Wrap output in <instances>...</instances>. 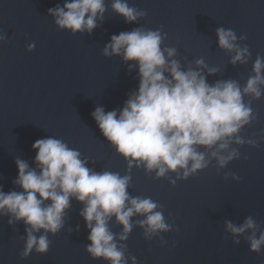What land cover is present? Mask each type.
Segmentation results:
<instances>
[{
	"label": "water",
	"instance_id": "water-1",
	"mask_svg": "<svg viewBox=\"0 0 264 264\" xmlns=\"http://www.w3.org/2000/svg\"><path fill=\"white\" fill-rule=\"evenodd\" d=\"M66 2L0 0V189L21 192L14 182L16 160L39 171L33 143L58 139L78 151L91 171L130 177L129 197L151 199L154 211L162 213L167 230L148 232L140 223L146 217L136 214L124 240L123 225L111 217L108 228L123 252L122 264H264V245L253 252L249 239L264 233V84L258 85L259 98L243 96L252 110L249 123L219 153L235 150L237 156L221 167L211 155L215 146L199 147L207 166L187 177L182 169L157 176L143 163L130 166L92 116L97 107L119 112L138 90L137 64L122 54L104 55L113 35L134 29L159 31L161 50L175 49L172 57L164 53L166 61H177L182 71H199L209 85L232 80L243 89L255 75L256 59L264 61V0H122L141 13L132 22L113 9L115 0H104L105 11L91 32L56 24L49 9ZM218 28L234 32L236 45L247 49L244 62L231 63L236 53L219 47ZM200 60L203 65L196 63ZM237 136L242 143L235 142ZM84 207L70 197L56 233H32L47 237V251L33 246L26 255L31 226L0 211V264H111L87 251ZM249 217L255 229L236 235L226 227L227 222L241 226Z\"/></svg>",
	"mask_w": 264,
	"mask_h": 264
},
{
	"label": "clouds",
	"instance_id": "clouds-1",
	"mask_svg": "<svg viewBox=\"0 0 264 264\" xmlns=\"http://www.w3.org/2000/svg\"><path fill=\"white\" fill-rule=\"evenodd\" d=\"M113 9L123 15L127 22L137 19L141 13L128 7L122 0H115ZM105 11L104 0H70L63 8L57 6L49 12L57 17L56 24L72 32L96 27L98 14ZM218 45L229 52L235 51L231 63L244 62L247 49H240L233 31L217 29ZM162 37L159 31L134 29L113 35L104 48V55H123L125 61L135 62L139 69L138 90L126 101L125 106L105 112L97 107L92 113L102 135L118 153L132 162L143 163L147 170H157V176L167 171L184 170V176L205 168V154L199 147L211 152L223 167L237 153L227 150L232 137L247 123L252 110L243 102L245 94L261 96L258 85L264 84V61L257 58L253 65L254 76L241 89L232 80L218 81L213 85L199 71H182L180 64L168 57L175 49L161 50ZM203 65V61H197ZM215 72V69L210 70ZM165 73L168 75L166 76ZM236 143H242L237 136ZM35 163L39 171L30 169L23 160H16L18 169L14 181L21 192H3L0 189V211L7 210L17 220L30 225L25 255L33 246L45 253L49 241L45 235L37 239L32 233L40 229L56 233L63 224L70 197L85 204L81 215L90 229L87 251L92 257H103L111 264H122L123 252L117 248L114 234L108 228L112 216L123 225L120 239L127 238L131 231L130 218L140 214L148 232L167 230L162 213L154 211L157 204L151 199L130 198L127 192L130 177L103 172L96 173L85 166L78 151L69 149L61 140L45 138L36 140ZM190 165V167H189ZM50 201V203H45ZM11 223V221H10ZM233 234H242L255 229V221L249 217L241 226L226 223ZM250 239V250L259 252L264 245V233ZM238 243V241H236Z\"/></svg>",
	"mask_w": 264,
	"mask_h": 264
}]
</instances>
